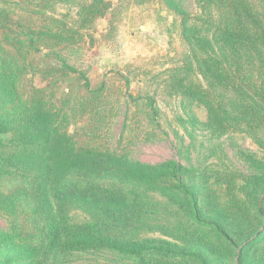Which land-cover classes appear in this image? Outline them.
Listing matches in <instances>:
<instances>
[{
	"label": "trees",
	"instance_id": "1",
	"mask_svg": "<svg viewBox=\"0 0 264 264\" xmlns=\"http://www.w3.org/2000/svg\"><path fill=\"white\" fill-rule=\"evenodd\" d=\"M160 1L179 18L185 37V16L176 0ZM256 1L259 10L249 0H198L203 8L223 12V26L214 30L212 40L227 51V58L221 67H216L217 60H212L215 69H209V77L198 67L202 82L188 83L183 93L204 106L208 122L216 130L224 129L235 118L236 111L246 118L249 129L264 128V83L253 78L252 72L245 77L240 74L244 71L242 62L253 65L251 71L264 66V0ZM72 2L78 10L75 18L65 23L53 16L43 18L42 8L49 9L47 0H43L36 11L41 14V23L21 25L24 40L12 35L16 23L0 8V101L7 114L0 117V171L12 169L26 180L11 194L0 196V210L6 202H30L34 228L31 242L13 241L0 233V250L11 253L0 264H54L68 254L101 251L136 260L138 264H213L208 247L213 252L215 248L209 242H200L198 252L192 253L128 237L140 229L142 219L154 213L150 193L176 204H189L185 231L190 232L191 239L197 233H208V227L215 232L219 229L225 241L239 240L237 264H264L263 175H209L201 170L196 185L188 186L185 176H196V171L175 161L159 165L131 163L117 153L77 143L63 129L65 116L59 118V111H53L49 99L45 100L43 88L29 81L22 89L21 76L26 66L22 47L30 52L46 49L58 55L55 51L77 45L82 32L110 9L105 0ZM189 49L192 54V45ZM229 56L232 68L236 67L235 74L226 70ZM185 66L190 64L186 62ZM216 88L232 92L237 101L226 103L217 95ZM114 176L139 191L131 193L96 182ZM211 180L222 188L223 195L231 196L234 206L224 208L216 202ZM246 192L244 200L241 194ZM71 209L88 213L91 221L67 225ZM206 211L212 213L210 218L205 217ZM217 243L221 244L217 251L224 249L222 242ZM214 259L218 263L225 261Z\"/></svg>",
	"mask_w": 264,
	"mask_h": 264
},
{
	"label": "rangeland",
	"instance_id": "2",
	"mask_svg": "<svg viewBox=\"0 0 264 264\" xmlns=\"http://www.w3.org/2000/svg\"><path fill=\"white\" fill-rule=\"evenodd\" d=\"M42 1L0 0V8L16 23L12 35L24 40L21 25L41 23V14L36 11ZM105 1L110 9L82 32L77 45L55 51L58 55L46 49L30 52L22 47L21 56L26 59L22 89L25 90L29 81L43 88L45 100L49 99L53 111H59V118L65 116L63 129L77 143L117 153L131 163L159 165L175 161L185 169L196 171V176H185L184 183L188 186L196 185L201 170L209 175L219 172L264 176V128L249 129L246 118L235 110V118L224 129L216 130L209 124L204 106L183 93L188 83L202 82L198 67L209 77V69H215L212 60H217L216 67H221L227 58V51L212 40L214 30L223 26V12L218 14L212 7L203 8L198 0H176L188 30L183 37L179 18L160 0ZM249 2L259 10L256 0ZM47 3L49 9L41 10L45 13L43 18L53 16L65 23L75 18L78 10L72 0H47ZM186 62L190 64L188 68ZM241 64L242 76L252 72L253 78L264 83V66L251 71L253 65ZM225 67L227 72L235 74L230 56L229 67ZM216 91L228 104L237 101L232 92L221 88ZM2 103L0 117L7 115ZM96 182L125 188L131 193L137 190L115 176ZM24 184L25 178L12 169L0 171V196L9 195ZM210 187L216 202L224 208L234 206L231 196L223 195L222 188L212 180ZM246 194H241L244 200ZM148 195L155 204L154 213L142 219L140 229L128 237L192 253L198 252L200 242H209L215 248L213 252L208 247L213 264H237L238 239L236 243L225 241L224 233L219 229L211 231L213 227H208L209 232L204 235H192L191 239L190 232L185 231V211H190L189 204L163 200L154 193ZM5 204L0 210V233L9 235L13 241L31 242L32 204L22 199ZM211 216L212 213L205 212V217ZM90 221L88 213L71 209L65 222L74 226ZM218 241L224 244L220 251L216 249L221 245ZM9 254L0 250V262ZM214 258L225 261L218 263ZM54 264L138 262L101 251L68 254Z\"/></svg>",
	"mask_w": 264,
	"mask_h": 264
}]
</instances>
